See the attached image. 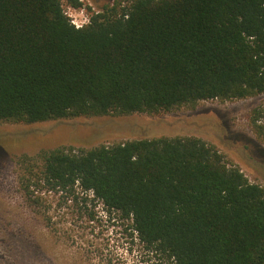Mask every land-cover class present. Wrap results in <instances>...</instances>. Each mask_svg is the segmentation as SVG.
Listing matches in <instances>:
<instances>
[{
    "label": "trees",
    "instance_id": "obj_1",
    "mask_svg": "<svg viewBox=\"0 0 264 264\" xmlns=\"http://www.w3.org/2000/svg\"><path fill=\"white\" fill-rule=\"evenodd\" d=\"M260 93L264 0H113L81 27L61 0H0V122L156 114ZM25 169V191L79 187L118 212L143 264H264V188L199 137L55 147Z\"/></svg>",
    "mask_w": 264,
    "mask_h": 264
},
{
    "label": "rangeland",
    "instance_id": "obj_2",
    "mask_svg": "<svg viewBox=\"0 0 264 264\" xmlns=\"http://www.w3.org/2000/svg\"><path fill=\"white\" fill-rule=\"evenodd\" d=\"M61 1L65 12L73 6ZM112 1H79V6H73L75 15L80 18L83 8L90 19ZM259 110L264 113V93L200 100L156 114L0 122V264H143L138 261V239L130 241L128 221L91 192L79 187L70 193L50 191L34 184L25 191V167L40 151L191 135L213 144L228 165L237 166L250 182L264 188V141L252 127Z\"/></svg>",
    "mask_w": 264,
    "mask_h": 264
},
{
    "label": "built area",
    "instance_id": "obj_3",
    "mask_svg": "<svg viewBox=\"0 0 264 264\" xmlns=\"http://www.w3.org/2000/svg\"><path fill=\"white\" fill-rule=\"evenodd\" d=\"M83 1V0H79ZM81 9V8H80ZM64 13L69 17L70 22L75 26V27H81L89 22V17L85 14L84 9L82 8L80 13L81 16L78 18L75 13H76V8L73 6H68L67 7V12L64 11Z\"/></svg>",
    "mask_w": 264,
    "mask_h": 264
}]
</instances>
